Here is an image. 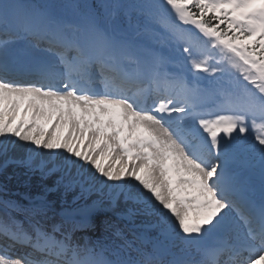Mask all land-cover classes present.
I'll return each instance as SVG.
<instances>
[{
    "label": "snow or ice",
    "instance_id": "1",
    "mask_svg": "<svg viewBox=\"0 0 264 264\" xmlns=\"http://www.w3.org/2000/svg\"><path fill=\"white\" fill-rule=\"evenodd\" d=\"M0 176V264H264V0H0Z\"/></svg>",
    "mask_w": 264,
    "mask_h": 264
},
{
    "label": "rangeland",
    "instance_id": "2",
    "mask_svg": "<svg viewBox=\"0 0 264 264\" xmlns=\"http://www.w3.org/2000/svg\"><path fill=\"white\" fill-rule=\"evenodd\" d=\"M27 2L31 3H48L53 5H61L70 2V0H27ZM103 3V0H96V4L99 5ZM176 70V69H174ZM9 176H11V173H9ZM39 177V176H38ZM0 180H3V177L0 176ZM40 180V178H39ZM16 181L15 179H12V183ZM257 184H258V175H257ZM21 185H17V189L19 193H23L24 189L20 187ZM111 217V213L108 212L106 209H98L93 214V222L96 225L94 228H90V230L94 229V232L91 234V238L93 240L103 239L104 238V221L109 219ZM86 232L78 233V235L84 239Z\"/></svg>",
    "mask_w": 264,
    "mask_h": 264
},
{
    "label": "bare ground",
    "instance_id": "3",
    "mask_svg": "<svg viewBox=\"0 0 264 264\" xmlns=\"http://www.w3.org/2000/svg\"><path fill=\"white\" fill-rule=\"evenodd\" d=\"M14 183H16V181H14ZM39 183H40L39 177H38V175H35V176L31 177L27 181V184L21 182L20 183V185H21L20 187L25 190L26 187L27 188H33L34 185H37L38 186ZM33 190H35V189L33 188ZM84 232H86L84 239H91V240H93L91 238V234L94 232V229L90 230V228H89V229L84 230Z\"/></svg>",
    "mask_w": 264,
    "mask_h": 264
},
{
    "label": "trees",
    "instance_id": "4",
    "mask_svg": "<svg viewBox=\"0 0 264 264\" xmlns=\"http://www.w3.org/2000/svg\"><path fill=\"white\" fill-rule=\"evenodd\" d=\"M88 3L92 4L93 3V0H87Z\"/></svg>",
    "mask_w": 264,
    "mask_h": 264
}]
</instances>
